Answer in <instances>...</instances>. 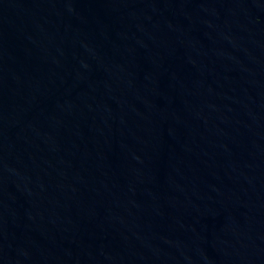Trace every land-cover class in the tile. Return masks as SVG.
I'll return each mask as SVG.
<instances>
[{"label": "water", "instance_id": "95a60500", "mask_svg": "<svg viewBox=\"0 0 264 264\" xmlns=\"http://www.w3.org/2000/svg\"><path fill=\"white\" fill-rule=\"evenodd\" d=\"M0 264H264V0H0Z\"/></svg>", "mask_w": 264, "mask_h": 264}]
</instances>
